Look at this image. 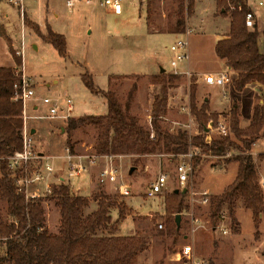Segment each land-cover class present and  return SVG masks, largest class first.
<instances>
[{
  "label": "rangeland",
  "instance_id": "obj_1",
  "mask_svg": "<svg viewBox=\"0 0 264 264\" xmlns=\"http://www.w3.org/2000/svg\"><path fill=\"white\" fill-rule=\"evenodd\" d=\"M100 1L93 0L92 4H87L85 0H76L74 7L70 8L67 0H25L21 9L22 6L14 3V0H0V16L8 13V19L0 21V63L8 66L10 51L14 59L12 68L15 71L23 70L24 65L27 75L33 79L35 96L29 103L30 115L49 114V106L43 103L44 97H50L64 106L68 96L73 99V115L81 113L101 115L107 112L105 98L92 93L84 83L83 74L89 73L98 87L115 91L123 106L132 85L136 84L137 89L130 112L139 119L140 124L151 129L153 103L155 96L160 93L161 85L152 83L150 75L143 73L165 69L168 74H174L170 64L173 58L170 46L178 38L186 36L184 32L178 35H157L150 32L145 22V11L140 9V0H122L121 15L110 13V9L101 6ZM258 1L252 0V3L259 12L260 28L264 31V5L260 6ZM147 2L148 0H144L146 8ZM252 3L250 7L253 8ZM151 6L152 23L156 24L154 28L166 29L169 20L167 15L176 6V1L153 0ZM215 9V0H196L195 13L188 17L190 21L188 25L193 30L188 37L190 65L194 63L200 71L217 70L221 67L213 43L218 34L227 31L229 21L224 15L214 16ZM36 23L45 28L49 24L55 32L65 35L66 56H60L58 51L36 32L32 27ZM157 52L160 54L159 57H155ZM15 59H19L21 64L17 65ZM186 66V63H181L179 68L185 70ZM124 74L143 75L139 78L114 77L110 80L112 75ZM177 76L179 77L168 89L166 112L162 115L161 122L163 127L172 133L186 129L185 124L190 117L182 108L187 104L191 105V87L194 82L195 103L198 108L203 105V95H207L204 92L217 97L221 94L218 84L204 85L205 74L193 72L191 77L186 74ZM260 98L264 99L263 96ZM206 113L209 116L208 121L214 117L212 114L218 115L210 107ZM223 114L231 122V111H223ZM67 118L61 117L60 114L54 118H34L28 123L30 128L34 123L42 124L40 133L35 136L37 150L46 155H58L50 159L51 163L56 164L50 178L36 186H30V195L28 194L33 197L31 194H34L35 187L39 188V195L36 197L44 199L45 228L54 234L59 233L61 215L50 190L64 182L74 194L78 195L80 192L75 189L78 186L85 194L91 191L86 179L87 170L80 176L73 177L71 181L69 176L71 164L66 158L68 150L79 155L96 154L98 129L92 125L81 127L72 133L71 141L68 143L64 129ZM231 137L235 138L233 133ZM235 152L238 153L232 151L229 155ZM132 156L134 155L99 156L96 166L93 167L94 190L89 197L90 201L94 200L93 194L102 190L119 205H125L127 216L119 223L120 233L126 234L125 236L138 235L146 244V249L139 252L131 264H181L177 261V253L186 243L194 246L196 253L206 264H264V221L261 219L262 223L260 222L258 226L259 236L255 237L257 227L253 222L252 212L246 209L242 202H239L234 212L239 223V231L234 229L236 223L231 216L226 219L231 225V230L227 234L222 233L212 223L210 197L221 194L219 192L225 185L231 183L235 175L234 166L227 173L218 170L228 169L229 164L233 162L239 165L238 161H227L226 157L200 156L195 160L194 172L186 184L189 191H184V187L177 181L176 167L180 159L178 153L157 151L145 154L139 163H135ZM253 156L264 190L261 163L264 154ZM83 162L91 164L87 157ZM107 165L118 170V181L112 184V187L98 181L100 171ZM131 167H134L133 172H130ZM161 172L168 174L166 187L155 196H147L151 183ZM61 176L65 179L61 180ZM123 182L130 185L129 196H124L120 192L119 185ZM206 188L213 193L211 191L205 193ZM177 189L184 198V206L180 213V227L176 232L170 233L168 221L171 219V226L176 224L177 213L167 211V205L171 203L170 195ZM192 192H196L195 200H192ZM204 197L209 198L206 204L201 202ZM113 209L114 218L117 220L119 209L113 207L111 212ZM223 210L229 214L227 205H224ZM191 211L201 219L202 225L196 231H193L192 217L189 215ZM89 212L90 210L86 209L84 214ZM0 218L3 221H11L12 218L7 201L1 195ZM161 224L163 227H160ZM110 232L112 231L109 228L100 231L104 234Z\"/></svg>",
  "mask_w": 264,
  "mask_h": 264
},
{
  "label": "trees",
  "instance_id": "obj_2",
  "mask_svg": "<svg viewBox=\"0 0 264 264\" xmlns=\"http://www.w3.org/2000/svg\"><path fill=\"white\" fill-rule=\"evenodd\" d=\"M176 6L170 12L166 29H157L152 23L153 0H148L146 20L151 31L183 33L188 24V17L194 12L195 0H175ZM218 7L231 18L228 37L220 39L215 46L218 57L225 59L238 77L234 86L241 91L251 82L264 84V51L259 48V37L264 35L256 23L253 28L246 26V14L251 11L249 0H218ZM173 17L175 20H173ZM32 27L60 54H67L65 35L55 32L47 24L46 32H42L39 24ZM17 65L21 64L15 59ZM143 74L112 75L114 77H141ZM150 80L160 84L161 90L155 96L151 113V129L140 124L139 119L130 110L137 86L133 84L123 106L116 92L98 87L89 73L83 74L87 88L94 94L106 99L108 112L102 115L87 114L79 117H68L65 132L68 143L72 133L89 125L98 129L95 151L97 155L131 154L135 163L142 160L145 154L155 152L186 153L191 147L200 148L214 156H225L227 161L239 162L236 179L223 193L210 197L211 217L214 227L219 214L227 205L229 216L236 223L235 208L239 202L251 210L253 222L257 227L255 237L259 236L258 226L264 213V190L259 180L252 145L264 138V99L256 96V104L248 127L240 126V103L235 101L231 108V129L235 138L215 136L211 143L205 141L202 134L207 126L206 111L208 101L201 108L195 103V82L191 87V109L199 125L200 133L190 135L187 129H179L172 133L161 124L162 115L166 112L168 89L179 76L161 70L151 74ZM20 79L12 67H0V195L7 201L11 221L0 218V235L6 237L5 255L1 264H131L134 257L146 249L145 240L138 235H115L121 220L126 218V207L118 204L102 190L93 194L98 208L84 214L90 205L88 197L74 194L70 187L62 182L52 188V198L60 210L59 233H50L45 228V210L42 197H27L25 191L17 186L16 176L8 167L7 157L22 148V125L17 110L11 104L14 84ZM195 81V78H194ZM213 119L218 118L212 114ZM232 151H238L234 154ZM228 155V156H227ZM194 159V162L197 158ZM181 197V199H180ZM168 210L180 214L184 206V198L176 190L170 195ZM118 207L119 218L113 221L111 209ZM176 214V215H177ZM176 220V218H175ZM168 221L170 233L176 232L180 225ZM110 229V233H100L102 229Z\"/></svg>",
  "mask_w": 264,
  "mask_h": 264
},
{
  "label": "built area",
  "instance_id": "obj_3",
  "mask_svg": "<svg viewBox=\"0 0 264 264\" xmlns=\"http://www.w3.org/2000/svg\"><path fill=\"white\" fill-rule=\"evenodd\" d=\"M25 0H14V3L21 5L23 9ZM76 0H67V5L73 7ZM87 3L92 0H85ZM101 4L108 7L114 14H121L123 7L121 0H101ZM259 5H263L264 1L259 0ZM23 11V10H22ZM256 25V18L254 12L251 10L246 14V26L248 28H253ZM192 29L187 26L184 31L185 38H178L174 41L170 50L173 53V58L171 59V66L173 68L172 72L174 74H186L192 76V71L189 68L190 63V49H189V40L188 37L192 33ZM21 53V52H18ZM181 63H186V69L181 70L179 65ZM16 74L20 79L14 84V94L11 97V104L15 110L18 112V116L22 119V148L15 151L12 155L8 156L9 161L8 167L14 172L16 176V182L18 189L20 191H25L27 197L30 189V186H36L38 183L46 181L52 175L55 167L53 163L50 162L52 158L49 155H46L36 148V140L34 133H32V128L28 126V123L31 119L34 118H43L49 117L54 118L61 114V117H69L72 114L74 105L73 99L71 97H66V105L62 106L58 101L53 100L50 97H44L43 103L49 106V114L47 115H30L29 114V103L35 96V89L33 87V79L28 76L23 70H16ZM204 80L208 84L214 83H225L228 81V76L226 74H221L219 77H215L213 74H205ZM35 106V108H37ZM190 117L188 123L185 124V128L192 135V128L195 124L196 117L192 113L191 105L187 104L182 108ZM200 133V131H199ZM198 133V134H199ZM202 134L205 137L207 143H211L213 137L215 136H229L232 134V129L230 122L225 116H218L216 120L209 119L207 126L205 127ZM66 155L67 160L71 164V172L78 174L86 170V163L82 161L83 158L87 157L91 164H97V159L101 155L89 154V155H79L73 154L68 150ZM180 159L177 163L176 172H177V181L184 187V190L189 191L186 187V184L189 182L192 174L194 172V159L197 156H212V157H225V156H214L209 153H205L200 148L191 147L190 150L186 153L178 154ZM107 156V155H106ZM228 156V155H227ZM74 159V160H73ZM76 159V160H75ZM1 172V168H0ZM118 178V170L114 167L106 168L101 172V181L109 180L116 181ZM168 174L161 172L158 178L153 181L150 185V188L147 190V196H155L157 193L161 192L163 188L166 187L168 182ZM264 186V181H262ZM39 188L35 187L34 194H31L33 197L39 195ZM52 192V190H50ZM120 192L124 196L131 194L130 187L128 184L123 183L120 186ZM206 193V192H205ZM196 192H192V200H195L194 195ZM30 195V194H29ZM202 203H208L209 198L204 197L201 199ZM191 215L193 231H196L201 225V219L198 216H195L193 211L189 212ZM229 217V214L222 210L219 214V220L216 225L217 228L224 234H227L231 230V225L226 222V219ZM160 227H163L161 224ZM6 249V237L0 235V264L3 256L5 255ZM177 261L181 264H206V262L201 258L195 251V248L192 244L186 243L183 244L181 249L177 253Z\"/></svg>",
  "mask_w": 264,
  "mask_h": 264
},
{
  "label": "crops",
  "instance_id": "obj_4",
  "mask_svg": "<svg viewBox=\"0 0 264 264\" xmlns=\"http://www.w3.org/2000/svg\"><path fill=\"white\" fill-rule=\"evenodd\" d=\"M122 1V0H121ZM252 3V0H249V4L251 6V3ZM87 3V2H86ZM93 3V0L87 4H92ZM215 3H216V9L214 11V16H218V15H224L225 17L228 18V21H229V27L227 29V31L225 32H222L220 34H218L217 36V39L216 41L213 43V49L215 51V46H216V43L220 40V39H224L226 37H228V34L230 32V25H231V18L229 15H225L222 13L223 9L221 10L219 7H218V0H215ZM195 4H196V0H195ZM100 5L101 6H104L101 4V1H100ZM140 9L144 10L145 11V22H146V25H147V28L150 32H153V34H157V35H178L179 33H169V32H159V31H151L148 27V24H147V20H146V4L144 3V0H140ZM253 5V8L251 7V10L254 12V15H255V18H256V23L259 27V29L261 30V26H260V15H259V12L258 10L254 7V4L252 3ZM264 5V4H263ZM262 6V5H260ZM74 7V6H73ZM73 7H70V8H73ZM106 7V6H104ZM109 12L111 13L112 11L109 10ZM123 12V10H122ZM113 13V12H112ZM195 13V7H194V12L192 14V16L194 15ZM8 13H6L5 15H1L0 16V21H6L8 19ZM122 14V13H121ZM119 14V15H121ZM118 15V14H116ZM190 21H187V24H189ZM4 23V22H3ZM42 32H46L47 28H45V26H41L39 25ZM189 26V25H188ZM51 27V26H50ZM6 29H8V27L6 26ZM2 36V35H1ZM15 43V41H14ZM13 43V45H14ZM7 44V43H6ZM8 46V45H7ZM15 46V45H14ZM35 47H37L35 45ZM259 48L261 51H264V36L263 37H259ZM8 51H9V47H8ZM158 54L155 55V57H159L160 54L159 52H157ZM9 55H10V61H8V66H6V64H3V63H0V67L2 66H5V67H13L14 66V59L9 51ZM215 55L217 57V60L221 63V67H219L217 70H207V71H200L198 67L195 66V64H191L189 63V68L192 72L194 73H201V74H213L216 78L219 77L221 74H226L228 76V81L225 82V83H214V84H218V87L220 88V97H217V96H212L211 93L209 92H204V93H207V95H203L202 97V101H208L209 103V107L211 108L212 111H216V113H218V116H225L223 114V111H230L234 102L237 101L240 103V126L242 128H246L249 126L250 122H251V119H252V116H253V112H254V106L256 104V96L259 95V96H263L264 98V84L260 83V82H251L249 84H247L241 91H238L235 86H234V80L238 77V74L230 67L227 66L226 64V60L225 59H222L220 57L217 56L216 54V51H215ZM162 70V69H161ZM161 70H158V71H154V72H150V73H143V74H147V75H151V74H157L158 72H160ZM165 70V69H164ZM23 71L27 73L24 65H23ZM29 76V75H28ZM205 82V80H204ZM208 83L205 82L204 85H207ZM208 85H211V84H208ZM110 87V81H109V86L108 88ZM203 85L200 86V92H201V89H202ZM103 89V88H101ZM103 90H107V89H103ZM106 100V99H105ZM74 109V108H73ZM108 112V111H107ZM107 112L103 113V114H106ZM88 113H81V114H78V115H73L71 114V116H74V117H79V116H82V115H87ZM102 115V114H101ZM34 126L31 127L32 130H35L34 132V136L38 135L40 133V127L42 124H36L34 123L33 124ZM198 126V127H197ZM200 129H199V125L197 123V121L195 122V124L193 125V128H192V135H197L199 133ZM43 153V152H42ZM72 153V152H71ZM251 153L253 155H256V154H264V138H261L259 139L258 141H256L253 145H252V149H251ZM45 154V153H44ZM75 154V153H73ZM51 157H57L58 155H49ZM102 157L106 156V155H101ZM122 157H128L127 155H122ZM84 159V158H83ZM82 159V161H83ZM130 160V159H129ZM258 162V160H257ZM261 163H262V167H263V170H262V181H264V157L262 158L261 160ZM54 167H56V164H53ZM87 168V172H86V179L88 180L90 186H91V191L89 194H85L83 192V189L81 187H75V189H78L80 190V192L78 193V195H83V196H87L88 198L92 195V192L94 190V181H93V171H94V165H91V164H86ZM96 166V165H95ZM235 167L234 170H235V175H234V178L231 180V183L236 179L237 177V173H238V167L239 165L236 164L235 162L233 163H230L229 166H228V169L226 170H218V171H224V172H229L232 167ZM106 168H110L109 165L106 166ZM106 168H103L99 175H98V181L100 183H107L109 184V187H112V184H114L115 182L118 181V178L116 181H109V180H104V181H101V172L106 169ZM82 171L78 174H75L73 172H71V170L69 171V176H70V179L72 181V178L73 177H76V176H80L81 174L85 173V171ZM209 171H206V173H208ZM205 173V174H206ZM61 180L65 179L63 176L60 177ZM125 183V182H123ZM121 183L119 185V187L123 184ZM227 184L224 186V189L219 192V193H222L224 192V190L231 184ZM73 184V182H72ZM129 185V184H128ZM130 187V185H129ZM206 190V193L208 191H211L209 190V188H206L204 189ZM212 192V191H211ZM213 193V192H212ZM215 193V192H214ZM129 196V195H128ZM98 208V203L95 201V200H91L90 201V205L88 206V210H90L89 213L95 211L96 209ZM114 211L115 209L112 210L111 212V216H112V219L113 221H115L116 219L114 218ZM240 218V217H239ZM261 219H262V222L264 221V213L261 215ZM241 221V220H240ZM261 222V223H262ZM116 235H122V236H125L126 234H121L120 231H119V225H118V230L116 231ZM129 235H132V234H129ZM236 235V234H235Z\"/></svg>",
  "mask_w": 264,
  "mask_h": 264
},
{
  "label": "water",
  "instance_id": "obj_5",
  "mask_svg": "<svg viewBox=\"0 0 264 264\" xmlns=\"http://www.w3.org/2000/svg\"><path fill=\"white\" fill-rule=\"evenodd\" d=\"M162 70H164V69H162ZM34 132H35V130H32V133H34ZM133 171H134V167H131L130 172H133ZM184 191H186V190H184ZM176 192H179V190L177 189ZM176 223L178 224V226L180 225V223H181V214H177L176 215Z\"/></svg>",
  "mask_w": 264,
  "mask_h": 264
}]
</instances>
